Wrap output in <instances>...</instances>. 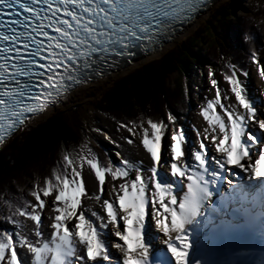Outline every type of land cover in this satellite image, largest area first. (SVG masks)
<instances>
[{"label": "snow or ice", "instance_id": "6c2138e0", "mask_svg": "<svg viewBox=\"0 0 264 264\" xmlns=\"http://www.w3.org/2000/svg\"><path fill=\"white\" fill-rule=\"evenodd\" d=\"M204 4L0 0V143L117 59L132 56L134 49L153 48L162 34ZM249 59L258 64L256 52ZM241 75L246 77V70L227 64V90L221 91L209 69L214 94L200 104L204 124L193 126V141L171 113L166 120L117 121L118 140L105 134L117 149L123 148L118 141H138L147 162L130 160L120 150L114 153L115 164L100 162L91 149L77 158L63 153V171L53 167L42 184L33 186L34 203L8 205L6 219L15 233L0 230V264H149L146 241L159 251L157 237L170 264H233L210 260L206 242L214 245L218 231L255 220L246 196L237 200L229 193L243 181H264V100L248 95ZM166 136L167 156L162 157ZM85 165L96 182L90 196L82 179ZM108 179L114 183L105 192ZM82 197L99 204L100 211ZM46 200L47 236L41 231ZM256 214L264 217V211ZM152 223L162 236L153 235ZM109 234L115 238L111 242ZM18 249L26 250L30 261Z\"/></svg>", "mask_w": 264, "mask_h": 264}, {"label": "trees", "instance_id": "16d2710c", "mask_svg": "<svg viewBox=\"0 0 264 264\" xmlns=\"http://www.w3.org/2000/svg\"><path fill=\"white\" fill-rule=\"evenodd\" d=\"M233 2L229 0L221 4L215 13V19L223 23L227 31L230 30ZM257 2V8L261 10L255 17L257 22L242 26V29L234 25L232 32L237 29L234 43H220L212 37L206 51L209 57H221L226 65L233 63L242 70L245 64L251 62L250 53L258 52L260 44L264 43V0ZM194 43H200L199 39L196 38ZM180 44L117 79L95 106L97 104L103 113L119 121L148 117L166 120L168 113L176 116L183 107L181 92L177 87H168L165 76L172 69L183 71L188 67L181 55L183 47ZM79 145L80 139L74 127L59 109L22 130L5 144L0 153V216L4 222L12 225L6 219L8 205H22L24 201H29L27 195L33 186L42 184L53 167L63 171V153L73 157L72 153ZM92 149L100 162L106 164L109 161L104 150Z\"/></svg>", "mask_w": 264, "mask_h": 264}, {"label": "bare ground", "instance_id": "6f19581e", "mask_svg": "<svg viewBox=\"0 0 264 264\" xmlns=\"http://www.w3.org/2000/svg\"><path fill=\"white\" fill-rule=\"evenodd\" d=\"M216 1L217 0H212L204 8V10L201 11L200 14L195 16L192 20L188 21L184 26H181L182 28L178 32H173L172 34H169L166 40L161 41L158 45L153 47L150 52L145 54H138L128 61H118L113 63L112 67L105 69L102 75H100L99 77L95 76L94 78L90 79L87 83H82L78 87L74 88V90H72L67 96H65L59 102H57L56 105L58 103L63 102L71 94H73V98L76 100L85 99L91 96L93 93L98 92L102 88L106 87L119 73L126 71L127 69H129L130 67H132L133 65L137 64L142 60H147L155 55H158L163 50H165V48H167L170 44L175 42L181 35L187 32L188 29L192 28L198 22L200 17H203L205 14H207L208 10L214 5ZM258 62H259L258 68L252 67L249 69L248 75L246 77H244L243 75H241L240 77L244 80L243 86L245 87L250 97L256 96L258 92L264 94V77H261L260 75V70H263L264 68V48L260 52ZM216 78L218 81V85L221 88V91H226L227 82H225L220 75H216ZM202 84L203 85L199 87L200 90L197 91L198 98L195 106L193 107V110L190 112V115L185 117L181 122L182 125L186 127V131H188L186 132L187 137L190 133V138H188L189 141H193L195 139V133L192 131L193 126L195 125L196 127L199 128L204 124L202 117L199 115V107L201 102L204 101L205 97L210 98L214 94L213 91H209L210 83L208 80L202 81ZM53 106H55V104L50 106L43 113L38 114L36 116L43 115ZM88 117L95 127L94 129L96 132L95 133L96 139L98 141L105 144L106 143L109 144L114 150V152L120 150L122 152V155H126L130 160L135 161L138 159H142L145 160V162H147L145 159V154L143 152L142 146L139 145L138 141L134 140V143L132 145H128L125 141H118L123 145V148L117 149L116 146L109 141V139L105 138V134H107L112 139L118 140V137L120 135V133L117 131V124L111 121L107 116L92 112L88 115ZM167 143L168 140L162 138V157L167 156V151L166 148L164 147L167 145ZM236 171L239 170L237 169ZM82 179L87 191V195L90 196L94 191H96V182L94 179V174L91 173L90 168L87 165H85L82 169ZM232 179H235V177H232ZM254 182H259V181H253V183ZM111 183L114 182L110 181V179L106 181L105 192L107 191ZM236 187H234V189ZM232 189L231 191H233ZM247 195H249L250 197L247 200H251V202L253 203L256 202L252 194H247ZM213 199H215V196L213 197ZM82 200L84 204L86 205L91 204L94 210L100 211L99 204L95 203L94 201H89L83 197ZM42 212H41L42 215L41 231L45 234V236H47L50 232V229L47 227L50 210L49 209H47V211L44 210V214ZM249 223L255 225L257 228L252 235H248L246 233L247 232L246 227ZM153 230H155V228L154 229L152 228V233ZM153 235H155V233H153ZM158 236H162V234L160 233V235ZM30 238H33L31 234H30ZM261 238H264V225L257 223L256 220H252L248 223H244L242 226L232 227L231 229L228 230V232H221L220 242H222V246L215 247L214 251H209L208 258L210 260H217V261H232L233 264H258V261L261 258H264V243L259 242V239ZM107 239L109 240V242H111L115 238L109 234L107 236ZM146 243L149 248V264H170V260L166 252V248L161 243L159 237L156 238L154 245L156 248H159V251L153 252V244L148 243L147 241ZM110 251L112 252L114 259L119 258V253H116L115 250L111 248ZM21 252L23 254L24 259L30 261L29 260L30 254L27 253V251H23V250ZM160 252L164 254L163 258L157 256V254Z\"/></svg>", "mask_w": 264, "mask_h": 264}, {"label": "rangeland", "instance_id": "374dc122", "mask_svg": "<svg viewBox=\"0 0 264 264\" xmlns=\"http://www.w3.org/2000/svg\"><path fill=\"white\" fill-rule=\"evenodd\" d=\"M229 0H217L214 5L208 10L207 14H205L203 17H200L198 22L190 29L187 30L183 35H181L175 42L170 44L165 50H163L158 55H155L147 60H142L138 62L137 64L133 65L129 69H127L124 72L119 73L106 87L102 88L98 92L93 93L91 96L85 98V99H74L73 94L69 95L63 102L58 103L57 105L53 106L50 110H48L43 115L35 116L30 120V122L27 123V126L24 128H21L17 130L16 133H14L10 138L6 139L5 142L1 143L0 145V153L2 152L4 146L6 143L11 141V139L15 136H17L22 130L29 128L32 126L36 121H39L43 119L44 117L51 114L56 109H59L64 112L66 115L69 123L74 127L79 139H80V145L79 147L73 151L72 158H77L78 154L82 151H87L88 149H91L93 154H95L92 147H95L97 149H102L106 152L107 157L109 161L111 160L112 163H118V160L116 156L114 155V150L109 144L102 143L96 139V132L95 127L93 123L90 121L88 115L92 112L105 115L107 116L111 121H113L115 124H117V119L112 118L111 116L103 113L100 108H97V104L95 106V103H98V100L100 99V96L111 86L113 83L119 79L120 77L124 76L125 74L131 72L132 70L138 68L139 66L147 64L149 61L156 59L157 57L164 54L168 49L171 47L177 45L178 43H183L182 45V51L181 54L184 58L185 63L188 67L186 69L184 68L183 71L179 70H171L168 74L165 76V83L170 88H179L181 92V97L183 100V107L180 112L176 114V121L179 125H181L186 131V127L182 125V120L190 115V112L193 110V107L196 104L198 95L197 91L200 90V86L203 85L202 81H209L207 73L209 69H211L214 73V75H220L223 79V71L225 70L226 63L224 62V59L221 57H216L215 59L213 57H209L206 54L207 46L211 44L212 40L211 38L214 37L218 41L224 42L226 44L234 43L236 38V31L237 29H234L235 32H232V27L237 24V26H248L250 23L255 21V17L259 15L260 11L257 7L259 5V2L257 0H234L233 5L231 7V24H230V30L227 31L224 28V24L217 21L218 19H215V13L216 10L220 7V5L226 4V2ZM257 22V21H255ZM242 29V28H241ZM198 38L200 43H194V40ZM240 38V36H239ZM195 45H191L193 43ZM264 48V43L260 44L258 52L257 53V59L259 61V55L261 50ZM259 63V62H258ZM259 64H253L252 62H248L244 65L243 70H246L247 75L250 68L255 67L258 68ZM182 68V65H181ZM260 71H264L260 70ZM225 72V71H224ZM246 75V76H247ZM226 82V81H225ZM210 83V82H209ZM77 91V90H76ZM74 91V92H76ZM211 98V97H210ZM256 100H264V94L263 93H257L256 96L252 97ZM188 138H190V133L188 135ZM192 138V137H191ZM167 139V136L165 137ZM84 146L82 149L81 146ZM29 201L31 203H34V198L31 197L30 194L27 195ZM48 201L46 200V207L44 210L47 211L49 209ZM43 210V214H44ZM50 210V209H49ZM42 217V215H41ZM28 224H32L30 221H25ZM150 222V216L146 217V223ZM152 228H155L154 223L151 224V231ZM5 231H11L15 233V226L9 225L6 222L3 221L2 217L0 216V230ZM50 233V232H49ZM153 233L155 235H160L159 231L153 230ZM259 242L264 243V238L259 239ZM21 249H18V252H21ZM26 251V250H23ZM159 256L164 257V255L159 254ZM31 258V256H30ZM29 258V260H30Z\"/></svg>", "mask_w": 264, "mask_h": 264}]
</instances>
